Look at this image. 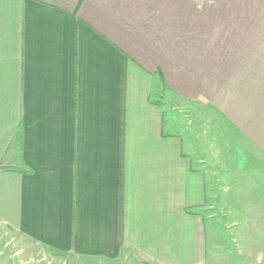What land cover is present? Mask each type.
<instances>
[{
  "label": "crops",
  "instance_id": "1",
  "mask_svg": "<svg viewBox=\"0 0 264 264\" xmlns=\"http://www.w3.org/2000/svg\"><path fill=\"white\" fill-rule=\"evenodd\" d=\"M159 87L220 121L236 193L253 183L264 0H0V245L203 264L212 172L191 131H165Z\"/></svg>",
  "mask_w": 264,
  "mask_h": 264
},
{
  "label": "rangeland",
  "instance_id": "2",
  "mask_svg": "<svg viewBox=\"0 0 264 264\" xmlns=\"http://www.w3.org/2000/svg\"><path fill=\"white\" fill-rule=\"evenodd\" d=\"M153 98L167 106L165 131L172 133L180 129L181 138L187 135L184 131H191L197 142L196 148L201 149V160L207 161L208 169L212 172L211 197L200 209L205 219L206 249L203 264H264V164L254 161L249 170L260 165L259 175L253 183L250 175L248 181H244L245 187L236 193L242 186L235 180V150L232 149L237 142H232L221 132L220 121L207 114L200 104L188 102L181 105L167 100L161 87L156 96L153 93ZM224 132L228 131L224 129ZM182 141L186 148V139L182 138ZM204 141L209 148L207 157L204 156ZM236 150L240 159L248 158L245 149ZM3 239L6 245H0V264H138L130 255L111 260L66 259L57 253H48L28 240L17 239L14 242L16 245H13L7 243L9 237Z\"/></svg>",
  "mask_w": 264,
  "mask_h": 264
},
{
  "label": "water",
  "instance_id": "3",
  "mask_svg": "<svg viewBox=\"0 0 264 264\" xmlns=\"http://www.w3.org/2000/svg\"><path fill=\"white\" fill-rule=\"evenodd\" d=\"M7 166H8L7 164L3 163V159L1 157L0 158V170L3 169V168H5V167H7Z\"/></svg>",
  "mask_w": 264,
  "mask_h": 264
},
{
  "label": "trees",
  "instance_id": "4",
  "mask_svg": "<svg viewBox=\"0 0 264 264\" xmlns=\"http://www.w3.org/2000/svg\"><path fill=\"white\" fill-rule=\"evenodd\" d=\"M159 104H161L159 101H157Z\"/></svg>",
  "mask_w": 264,
  "mask_h": 264
}]
</instances>
